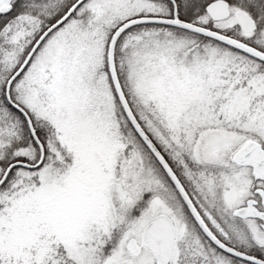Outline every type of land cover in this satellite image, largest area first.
<instances>
[{"label": "snow or ice", "instance_id": "snow-or-ice-1", "mask_svg": "<svg viewBox=\"0 0 264 264\" xmlns=\"http://www.w3.org/2000/svg\"><path fill=\"white\" fill-rule=\"evenodd\" d=\"M0 264H264V0H0Z\"/></svg>", "mask_w": 264, "mask_h": 264}]
</instances>
